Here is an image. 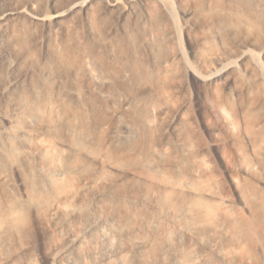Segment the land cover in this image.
<instances>
[{"label": "bare ground", "instance_id": "bare-ground-1", "mask_svg": "<svg viewBox=\"0 0 264 264\" xmlns=\"http://www.w3.org/2000/svg\"><path fill=\"white\" fill-rule=\"evenodd\" d=\"M205 1L236 42L264 41V0ZM165 14L161 0H0V264H18L34 238L52 264H228L264 246L252 183L247 217L193 143L157 152L179 77ZM218 77L239 82L230 65ZM248 94L256 118L262 91ZM121 122L133 136L114 143L106 131Z\"/></svg>", "mask_w": 264, "mask_h": 264}, {"label": "rangeland", "instance_id": "rangeland-1", "mask_svg": "<svg viewBox=\"0 0 264 264\" xmlns=\"http://www.w3.org/2000/svg\"><path fill=\"white\" fill-rule=\"evenodd\" d=\"M161 4L166 13L167 41L176 55L173 61L179 66V77L172 81L161 101L165 114L156 124L157 152L177 158V154L182 155L184 143H193L197 157L224 186L232 205L249 217L244 181L252 183L264 196V111L250 118L244 110L251 100V89L262 91L264 105V41L259 44L249 36L246 45L236 42L232 31L223 29L221 18L210 14L211 5L205 0L202 14H197L196 0H161ZM245 50L249 53L246 65H242L241 54ZM227 65L235 69L238 83H228L226 78L216 81ZM208 99L220 105L216 115L207 109ZM106 134L114 143L133 136L124 122ZM13 181L19 189L17 177ZM71 232L70 236L80 235L79 228ZM28 247L27 255L18 264H52L45 241L31 239ZM237 254L229 257L228 264H264L263 245L256 246L246 257Z\"/></svg>", "mask_w": 264, "mask_h": 264}]
</instances>
